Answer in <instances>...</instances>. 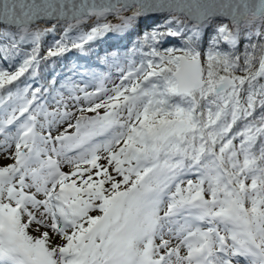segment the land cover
Segmentation results:
<instances>
[{
	"label": "snow or ice",
	"instance_id": "obj_1",
	"mask_svg": "<svg viewBox=\"0 0 264 264\" xmlns=\"http://www.w3.org/2000/svg\"><path fill=\"white\" fill-rule=\"evenodd\" d=\"M0 264H264V0H0Z\"/></svg>",
	"mask_w": 264,
	"mask_h": 264
},
{
	"label": "trees",
	"instance_id": "obj_2",
	"mask_svg": "<svg viewBox=\"0 0 264 264\" xmlns=\"http://www.w3.org/2000/svg\"><path fill=\"white\" fill-rule=\"evenodd\" d=\"M125 44H127V41H123L119 46L123 47ZM115 47L116 44L112 43V41H108L104 44H101L99 46L100 50L103 51L104 49H107L109 47ZM95 51V49H93ZM89 57H91V60L93 63H96L97 58L92 55L91 53H86ZM81 57V53L77 51H72L69 53H66L65 56L62 58V60L58 63L57 68L59 70V74H64V72L67 69L73 68L76 65L77 60Z\"/></svg>",
	"mask_w": 264,
	"mask_h": 264
}]
</instances>
